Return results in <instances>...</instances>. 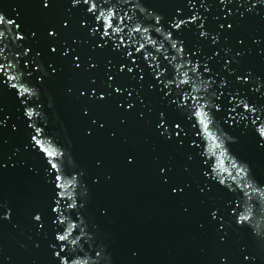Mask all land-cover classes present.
I'll return each instance as SVG.
<instances>
[{"label": "water", "instance_id": "1", "mask_svg": "<svg viewBox=\"0 0 264 264\" xmlns=\"http://www.w3.org/2000/svg\"><path fill=\"white\" fill-rule=\"evenodd\" d=\"M90 3L113 7L127 50L145 43L142 51L167 67L163 75L188 79L180 87L204 105L221 148L208 152L210 142L198 123L192 127L196 118L185 115L180 93L163 89L140 53L128 58L102 39L98 12L89 13L84 0H0V15L19 26L0 25V63H15L17 80L10 83L32 92L24 105L0 76V264H59L61 257L66 264H264V137L259 125L229 119L233 96L264 109V0ZM193 15L195 23L169 28ZM156 17L160 32L151 27ZM137 25L149 32L132 31ZM168 31L184 48L183 59ZM17 34L24 39L14 40ZM165 49L176 60H164ZM187 60L203 75L189 71ZM29 123L41 129L46 147L63 153L56 157L60 180L34 148ZM218 159L227 169L220 174ZM57 199L63 223H54ZM73 201L76 208L64 207ZM241 215L247 219L237 224ZM72 225L60 252L55 237Z\"/></svg>", "mask_w": 264, "mask_h": 264}, {"label": "snow or ice", "instance_id": "2", "mask_svg": "<svg viewBox=\"0 0 264 264\" xmlns=\"http://www.w3.org/2000/svg\"><path fill=\"white\" fill-rule=\"evenodd\" d=\"M85 4H89L88 7V12L89 13H97L95 15V22L98 24H102L103 28H102V32H101V37L103 38H108L109 40L113 41L114 47L116 48H124L125 51V55L128 58H132L134 57V55H136L137 53H140L141 56L143 57V61L144 63H146L148 69L150 70V72L153 75V78L158 82L162 84L163 89H172L175 88L179 93V105L182 106V110L185 112V115L188 116L189 119H191L192 117H195V121L192 124V127L195 128L196 124L198 123L201 128L202 131L206 134L207 139L209 140V145H208V152L215 156L216 155V149H220L221 145L219 143L216 142V138L208 131L209 128V116H208V112L204 111V105L200 104L198 101V98L194 95H191V93L188 91L187 88H181L180 85L184 84L187 85L189 83L188 79H181L179 80V82H177L174 78L172 74H168V75H163L161 72V68L163 67L165 72L168 71L167 67L163 64L162 61L159 60L158 57L152 56L151 52L149 51H142L145 49L146 45L145 43H139L138 46L135 47L134 51H129L127 50L130 46L128 44H126L125 42V37L124 35H119L117 37L118 33H123L124 32V27H121L119 24H114V17H116L118 14L113 10V7L110 6L107 10H104L102 7L98 8L96 3H90V0H84ZM102 3V0H101ZM133 7H135V5H133ZM127 12H125L123 15L119 16V21L120 24L124 23V19L125 16H127ZM129 19H131V17H129ZM199 18L195 15H193L190 19H173L171 24L169 25V28L171 30H180L182 27H187L189 24H193L195 23ZM0 25H3L5 27H19L18 25H15V22L12 20H6L5 17L3 15H0ZM153 29H155L156 32H160L162 30V28L160 27V19L159 17H156L153 23V26H151ZM93 31H99V29H93ZM132 31L136 32V33H148L149 32V28L148 27H141L139 25H137L136 27H134L132 29ZM165 34V38L170 42V47L171 49L175 50V53L179 54V56L183 59L184 58V48L182 46H179L176 40H173L172 38V32L168 31V32H164ZM200 35L203 37L206 34L201 31ZM5 36V32L4 31H0V38H3ZM24 39L23 36L17 34L14 37V40L16 41H22ZM147 42L156 46V50L160 51L161 49V45H157V42L155 40H153L151 38V36H148L147 38ZM213 42H215V37H213ZM132 48V47H131ZM133 49V48H132ZM0 51H2V49H0ZM151 57V59H150ZM176 55H172L169 56L168 55V50L165 49L164 50V60H167L169 63H171L172 61L176 60ZM156 61L155 63H153V61ZM131 62L133 64L136 63L135 59H132ZM187 64L190 66L189 67V71H192L194 73V75L196 76H201L203 75L199 69H200V65L198 63H192L191 61L187 60ZM183 66V65H181ZM11 69L12 71L9 72L8 70ZM17 69V65L15 63L12 62H8V63H0V76H3L5 81L8 84V87H10L11 89H16V93L18 95L19 98H24L22 99V104L27 105V99L29 96L32 95V92L29 88L24 87L22 84L18 86L17 83H10L11 81H15L17 80V76L15 74ZM123 70V69H121ZM129 72L132 71L131 68L128 69ZM209 71L207 65L204 66V72L207 73ZM188 73L185 72L184 76L187 77ZM164 78L163 80L161 78ZM210 83H212L211 81H209ZM173 85H175V87H173ZM166 96L168 95V92L165 91L164 93ZM217 99H219L217 97ZM175 103V101H173ZM191 103L192 105V110L189 111V104ZM229 104L232 105V107L230 108V112H229V119H232L233 122H245L246 126H248L249 124L251 126H256L259 125V134L261 137H264V119H262V115H264V109H258L256 106L251 105L249 102H247L244 98L242 97H237V96H233L229 99ZM213 107L215 108V111L219 112L220 106L218 104L213 105ZM237 109L241 110V113H247V116L241 114V113H237ZM25 114L27 116V119L30 121L32 116H33V112L31 110H29V108L26 106L25 107ZM236 114V115H233ZM29 127L30 128H35V125L33 123H29ZM175 127L177 129L180 128L179 124H176ZM40 134H41V129L40 128H35V133L31 136V141L32 144L34 146L35 149L39 148L40 152H43L45 154V156L49 157V159H47V164L50 165V174L53 173V170H55V181L60 180L61 178V169L58 166V161L56 160V157L58 155H63V153H58L56 150L51 149V147H46L41 139H40ZM200 133L198 132L197 135H199ZM262 144H264V142H262ZM221 157L224 156L223 152H220L219 154ZM206 162V161H205ZM233 168L236 167L235 164L232 165ZM214 171H217L218 174L223 173L224 171H227V169L224 168V161L223 159H218L215 169ZM244 172L243 168H239L237 169L236 172V177H239L241 175V173ZM236 177H233V179H236ZM213 179H215V177H212ZM220 183H223V180L221 179ZM55 187H61V185L59 184H55ZM58 196H63V193H58ZM59 199H57L56 201V206L53 207L51 210L53 213H57L56 216V221L59 220L60 223H63V211L61 209V205L59 203ZM65 208H76L77 204L75 201H73V203L71 204H66L64 205ZM215 215V214H213ZM34 219L36 221L40 220V216H35ZM247 217L246 216H239L236 219V223L237 224H242L244 220H246ZM75 225H72L71 227H69L64 234H57L55 239L56 241H59L61 243V248H60V252H64V248L66 247V245L63 243L64 241L68 240L69 235L71 234L72 228H74ZM81 235H83V229H81ZM79 239V237H76L74 239L71 240L72 244H76L77 240ZM60 252H56L55 255L57 257L60 256ZM97 257L100 256V253L97 252L96 253ZM59 264H66L65 258L61 257Z\"/></svg>", "mask_w": 264, "mask_h": 264}]
</instances>
